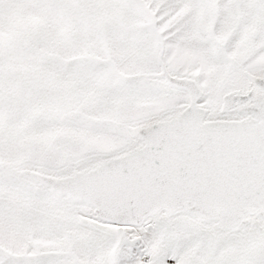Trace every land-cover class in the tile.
Returning <instances> with one entry per match:
<instances>
[{"label": "snow or ice", "instance_id": "obj_1", "mask_svg": "<svg viewBox=\"0 0 264 264\" xmlns=\"http://www.w3.org/2000/svg\"><path fill=\"white\" fill-rule=\"evenodd\" d=\"M0 264H264V0H0Z\"/></svg>", "mask_w": 264, "mask_h": 264}]
</instances>
